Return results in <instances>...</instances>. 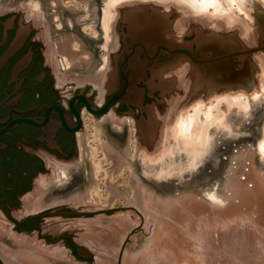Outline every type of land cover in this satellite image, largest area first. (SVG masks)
<instances>
[{
  "label": "water",
  "instance_id": "1",
  "mask_svg": "<svg viewBox=\"0 0 264 264\" xmlns=\"http://www.w3.org/2000/svg\"><path fill=\"white\" fill-rule=\"evenodd\" d=\"M98 1L101 39L89 41L97 63L85 77L107 90V101L99 108L82 94L71 98L77 125L63 107L53 105L60 94L35 11L17 8L0 15V209L21 207L44 171L41 158L25 146L67 158L76 154L83 106L92 113L115 108L132 117L137 166L151 181L190 178L234 141L264 169V0H247L231 18L243 26L246 40L240 29L221 25L223 30L211 29L190 45L169 34L170 23L156 4L164 0ZM201 98L208 103L195 130L177 134L173 155L142 166V149L153 153L159 144V115L169 101L174 115L181 100L187 105Z\"/></svg>",
  "mask_w": 264,
  "mask_h": 264
},
{
  "label": "flooded vegetation",
  "instance_id": "2",
  "mask_svg": "<svg viewBox=\"0 0 264 264\" xmlns=\"http://www.w3.org/2000/svg\"><path fill=\"white\" fill-rule=\"evenodd\" d=\"M170 6L165 2V7ZM17 8L34 10L42 23L48 58L55 70V87L60 94L53 105L63 107L77 125L71 98L82 94L99 108L107 101V90L85 77V72L97 63L96 51L89 41L101 39L96 29L101 17L99 1L0 0V15ZM157 8L170 23L169 34L183 45L203 40L211 33L205 22L183 19L177 24V31L182 33L183 25L187 24V32L177 38L174 24L180 14L174 8L170 13L159 5ZM80 119V128L75 133L77 152L72 157H61L34 146L24 147L41 158L44 171L29 188L21 207L0 209L3 254L27 255L28 259L24 258L27 264H45L43 259L49 256L56 263L95 264L99 256L91 242L97 240L98 229L111 234L113 228L118 234L116 230L122 231L121 225L130 218L128 211L132 205L102 202L94 191L101 189L97 183L104 172L100 167L106 164L105 153L121 168L120 172L129 169L131 176L140 174L137 166L132 165L136 160L132 117L115 108L92 113L83 106ZM96 131L99 135L95 138ZM133 231L125 235L121 232L119 248ZM0 264H6L1 256Z\"/></svg>",
  "mask_w": 264,
  "mask_h": 264
},
{
  "label": "rangeland",
  "instance_id": "3",
  "mask_svg": "<svg viewBox=\"0 0 264 264\" xmlns=\"http://www.w3.org/2000/svg\"><path fill=\"white\" fill-rule=\"evenodd\" d=\"M118 173L112 175L113 184ZM122 175L121 186L130 195L131 179L145 194L146 213L132 205L118 234L113 228L111 234L98 229L91 247L99 252L102 244L103 250L95 264H264V169L240 142L228 143L201 172L176 183L160 184L141 172L134 177L129 169ZM100 176L96 190L107 199L105 172ZM206 193H215L216 200ZM132 229L135 233L119 248L121 232ZM22 256L13 257L29 263ZM48 258L45 264H74Z\"/></svg>",
  "mask_w": 264,
  "mask_h": 264
},
{
  "label": "clouds",
  "instance_id": "4",
  "mask_svg": "<svg viewBox=\"0 0 264 264\" xmlns=\"http://www.w3.org/2000/svg\"><path fill=\"white\" fill-rule=\"evenodd\" d=\"M165 2L169 3L170 7H165ZM156 3V2H154ZM165 12H171L174 9L180 14L175 21L174 30L177 38H182L187 32V24L183 25V31H177V24L183 20H193L196 22H205L207 26L214 30L227 29L228 31L240 29L241 38L245 39L244 28L238 21H233L231 18L239 15L238 9L246 6L247 0H164V2L156 3ZM240 19H243L240 17ZM223 25V29L221 28ZM246 40V39H245ZM186 100V96H184ZM172 101V100H171ZM208 101L205 99H197L190 104L185 105L184 100L180 101L178 110L174 115H170L172 105L169 101V108L163 115H159L163 122L161 139L155 151L149 153L146 149H142L143 159L142 166L157 164L165 158V156L173 155V147L176 136L182 131H187L189 128L195 130L197 117L202 109L205 108ZM211 112L212 109H207ZM209 199L213 200L215 193H206Z\"/></svg>",
  "mask_w": 264,
  "mask_h": 264
},
{
  "label": "bare ground",
  "instance_id": "5",
  "mask_svg": "<svg viewBox=\"0 0 264 264\" xmlns=\"http://www.w3.org/2000/svg\"><path fill=\"white\" fill-rule=\"evenodd\" d=\"M98 130V129H96ZM97 133V131L95 132ZM95 138L97 137V135H99L98 133L95 134ZM100 137V136H98ZM96 140V139H95ZM98 141V140H97ZM102 141V140H101ZM101 141L99 143H101ZM96 143V142H95ZM97 144V143H96ZM105 153V152H104ZM105 161L107 162V164L105 166H102L100 168H103L104 172H105V179H106V183H105V187L107 191L106 193L108 194V198L104 199V197H102L100 195V193L96 190L94 192H96L95 194L97 195V197L102 201V202H115V198L117 197H125V203L127 205H134L135 207L137 206L140 210L143 211V213H146V209H145V194L140 193V191H138L137 187L138 184L135 183L132 179H131V188L134 190V195H130L126 189L124 188V186H121V184H125V180L123 179V175L124 173L120 172L121 168L118 167L117 165H115V163L113 161H111V159L109 157H106V153H105ZM131 167V166H130ZM98 169L99 166L97 167ZM127 168V166L125 167ZM131 169V168H130ZM102 171V169H101ZM118 173V182L116 184H113V182L111 181L112 179V175L115 173ZM99 174V173H98ZM133 182V183H132ZM140 190V189H139ZM102 194V193H101ZM118 199V198H117ZM120 200V199H119ZM117 204V203H116ZM102 206V205H101ZM149 206V205H148ZM161 213V212H160ZM158 226V225H157ZM121 242V241H120ZM99 246H101L100 251L97 252V255L100 256L102 254V244H99ZM93 247V246H92ZM97 247V246H96ZM106 252V251H105ZM0 256L3 257V260L6 264H25L22 261L16 259L15 257H13V255H5L2 252H0ZM27 264V262H26ZM160 264V263H159Z\"/></svg>",
  "mask_w": 264,
  "mask_h": 264
},
{
  "label": "snow or ice",
  "instance_id": "6",
  "mask_svg": "<svg viewBox=\"0 0 264 264\" xmlns=\"http://www.w3.org/2000/svg\"><path fill=\"white\" fill-rule=\"evenodd\" d=\"M212 199L215 201L216 200V198L215 197H212ZM217 203H219V201H217Z\"/></svg>",
  "mask_w": 264,
  "mask_h": 264
}]
</instances>
